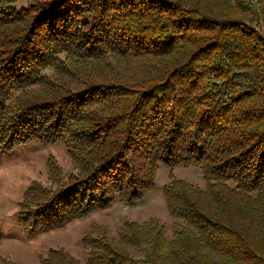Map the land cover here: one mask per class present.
<instances>
[{"label":"trees","instance_id":"1","mask_svg":"<svg viewBox=\"0 0 264 264\" xmlns=\"http://www.w3.org/2000/svg\"><path fill=\"white\" fill-rule=\"evenodd\" d=\"M16 2L0 0V149L63 143L75 168L32 183L19 221L135 203L160 164L196 166L204 188L163 187L170 239L156 219L125 222L83 237L85 264H264V0ZM120 61L132 73L117 78Z\"/></svg>","mask_w":264,"mask_h":264},{"label":"rangeland","instance_id":"2","mask_svg":"<svg viewBox=\"0 0 264 264\" xmlns=\"http://www.w3.org/2000/svg\"><path fill=\"white\" fill-rule=\"evenodd\" d=\"M26 1L17 0L14 6H26ZM38 37L35 40H39ZM45 71L52 73L49 68ZM126 71L132 73L131 67L120 61L113 73L119 78L125 77ZM74 172L63 143L44 144L32 140L8 150L0 149V264H41L50 250H61L76 258L79 264H85L88 254L83 247V237L106 234L117 239L125 222L140 224L156 219L164 226L166 238L170 239L173 219L163 196L169 175L201 188L205 186L196 166L177 164L169 167L162 163L156 170L153 188L138 202L128 204L114 200L105 209L89 211L50 229L26 228L19 221L18 211L22 204L26 205L24 199L29 186L32 183L42 187L54 185L58 178L66 179ZM132 254L138 255L136 251Z\"/></svg>","mask_w":264,"mask_h":264}]
</instances>
